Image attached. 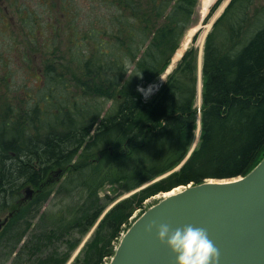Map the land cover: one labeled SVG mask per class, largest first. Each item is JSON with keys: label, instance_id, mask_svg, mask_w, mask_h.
Here are the masks:
<instances>
[{"label": "trees", "instance_id": "16d2710c", "mask_svg": "<svg viewBox=\"0 0 264 264\" xmlns=\"http://www.w3.org/2000/svg\"><path fill=\"white\" fill-rule=\"evenodd\" d=\"M92 3L106 16L93 19L89 51L69 66L79 94L59 89L70 85L59 74L54 87L46 78L27 121L34 134L0 124V213L16 205L0 231V264H68L95 226L71 264H108L148 200L246 176L264 157V5L231 0L208 35L202 131L182 165L197 129L195 49L149 100L140 87L165 74L200 0ZM47 63L48 77L56 70ZM27 186L35 192L23 201ZM106 186L114 190L101 196Z\"/></svg>", "mask_w": 264, "mask_h": 264}, {"label": "rangeland", "instance_id": "374dc122", "mask_svg": "<svg viewBox=\"0 0 264 264\" xmlns=\"http://www.w3.org/2000/svg\"><path fill=\"white\" fill-rule=\"evenodd\" d=\"M230 1L215 0L207 13L203 12L200 1L194 26L185 33L176 51L177 54L179 50L185 47L184 54L190 47L195 49L197 88L201 83V97L197 93L195 100L197 109L202 107L203 100L202 68L206 39ZM96 3L98 4V2ZM258 3L264 5V0H258ZM98 16L103 18L106 14L95 12L92 0H0V124L16 122L19 126V132L23 133V136L27 137L34 134V128L27 125V121L30 119L29 113L34 115L32 108L35 101L38 102L42 98L46 78L54 87L58 78L62 83L60 76H63L70 85L68 88H63L64 85L62 87L60 84L59 89L62 91L73 89L75 93L79 94L80 90L73 84L72 76L69 75V70L72 69L69 66L73 67L79 63L80 59L76 52L89 51L88 48L90 47L87 42H90V38H92L91 22ZM82 32L86 33L84 35L86 36L85 39L78 41L77 46L75 45V48H73L72 43L75 39V33L80 35ZM203 35H205V40L202 48L200 38ZM82 53L80 54L82 55ZM176 54L171 64L181 59V57L176 59ZM46 61L48 66H54L56 70L55 74L48 75V77L43 72ZM61 63L65 65H61ZM167 72H169V68ZM164 81L165 76H162L153 84L140 87L143 97L149 100ZM150 88L151 91H149ZM50 89H45L44 92H50ZM54 91L58 93V90L54 89ZM198 116H200L199 112ZM200 134L199 136H197V133L195 134L190 151H193L195 146L198 145ZM113 190L114 188L106 186L100 194L105 196ZM128 194L123 197H127ZM161 198L162 195H158L148 200L145 208L152 206ZM57 201L55 200L53 204H56ZM15 206L14 203L9 210L0 213V223L6 220L9 213L15 209ZM141 214V211H137L131 218V222ZM95 228L96 226L84 238L68 264H71L78 256Z\"/></svg>", "mask_w": 264, "mask_h": 264}, {"label": "water", "instance_id": "95a60500", "mask_svg": "<svg viewBox=\"0 0 264 264\" xmlns=\"http://www.w3.org/2000/svg\"><path fill=\"white\" fill-rule=\"evenodd\" d=\"M32 192L28 190L25 199ZM153 223L206 229L219 250V264H264V158L246 176L189 184L163 196L123 234L109 264H177L176 254L161 242L157 230L148 231Z\"/></svg>", "mask_w": 264, "mask_h": 264}, {"label": "clouds", "instance_id": "9594fccd", "mask_svg": "<svg viewBox=\"0 0 264 264\" xmlns=\"http://www.w3.org/2000/svg\"><path fill=\"white\" fill-rule=\"evenodd\" d=\"M153 228L161 242L176 254L177 264H219V250L209 239L206 229L191 224L173 229L168 224L153 223L148 226V231Z\"/></svg>", "mask_w": 264, "mask_h": 264}, {"label": "bare ground", "instance_id": "6f19581e", "mask_svg": "<svg viewBox=\"0 0 264 264\" xmlns=\"http://www.w3.org/2000/svg\"><path fill=\"white\" fill-rule=\"evenodd\" d=\"M201 1V4H202V10L204 13H207L209 7L213 4V2L215 0H200ZM213 1V2H212ZM204 40H205V35H203L201 38H200V41L202 43V48H203V44H204ZM185 50V47L182 48L181 50H179L176 54V59L180 58L181 55L183 54V51ZM198 95L201 97V83L199 84V87H198ZM200 126H201V122H200V116H198V123H197V130H196V133H197V136H199L200 134ZM183 189V187H178V188H175L174 190H172L171 193H165V195L163 196H168L170 194H173V193H176V192H179Z\"/></svg>", "mask_w": 264, "mask_h": 264}]
</instances>
